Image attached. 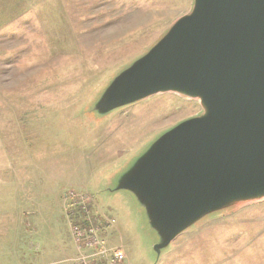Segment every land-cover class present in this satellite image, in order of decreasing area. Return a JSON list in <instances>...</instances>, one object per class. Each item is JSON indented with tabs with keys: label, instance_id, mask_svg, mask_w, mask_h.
I'll return each instance as SVG.
<instances>
[{
	"label": "rangeland",
	"instance_id": "obj_1",
	"mask_svg": "<svg viewBox=\"0 0 264 264\" xmlns=\"http://www.w3.org/2000/svg\"><path fill=\"white\" fill-rule=\"evenodd\" d=\"M198 3L0 0V264H74L92 252L74 234L88 226L99 262L121 249L125 264H264V193L224 198L169 238L133 183L209 108L170 89L117 101L119 81Z\"/></svg>",
	"mask_w": 264,
	"mask_h": 264
},
{
	"label": "water",
	"instance_id": "obj_2",
	"mask_svg": "<svg viewBox=\"0 0 264 264\" xmlns=\"http://www.w3.org/2000/svg\"><path fill=\"white\" fill-rule=\"evenodd\" d=\"M120 80L117 101L170 89L209 108L184 122L161 162L133 182L160 207L169 238L224 198L264 193V0H199Z\"/></svg>",
	"mask_w": 264,
	"mask_h": 264
},
{
	"label": "built area",
	"instance_id": "obj_3",
	"mask_svg": "<svg viewBox=\"0 0 264 264\" xmlns=\"http://www.w3.org/2000/svg\"><path fill=\"white\" fill-rule=\"evenodd\" d=\"M86 221H89V218H86ZM74 232L76 237L82 238L81 246L92 250L91 254L81 252L76 258H74V264H125V254L121 249H116L107 254L105 259L99 262V253L94 249L100 246L102 241L98 239L96 229L88 226L83 230L77 229Z\"/></svg>",
	"mask_w": 264,
	"mask_h": 264
},
{
	"label": "bare ground",
	"instance_id": "obj_4",
	"mask_svg": "<svg viewBox=\"0 0 264 264\" xmlns=\"http://www.w3.org/2000/svg\"><path fill=\"white\" fill-rule=\"evenodd\" d=\"M258 197V196H257ZM248 201V200H247Z\"/></svg>",
	"mask_w": 264,
	"mask_h": 264
}]
</instances>
